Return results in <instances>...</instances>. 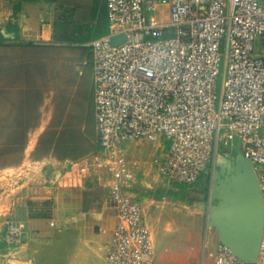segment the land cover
<instances>
[{"label":"built area","instance_id":"2783aa9c","mask_svg":"<svg viewBox=\"0 0 264 264\" xmlns=\"http://www.w3.org/2000/svg\"><path fill=\"white\" fill-rule=\"evenodd\" d=\"M106 21L89 44L95 148L66 168L105 182L115 222L104 264H154L131 144L157 143L154 174L187 185L222 148L241 152L264 204V0H106ZM25 232L9 218L2 240ZM208 255L245 263L220 242ZM253 264H264V229Z\"/></svg>","mask_w":264,"mask_h":264},{"label":"rangeland","instance_id":"374dc122","mask_svg":"<svg viewBox=\"0 0 264 264\" xmlns=\"http://www.w3.org/2000/svg\"><path fill=\"white\" fill-rule=\"evenodd\" d=\"M105 2L0 0V32L5 33L0 38V221L4 225L7 219L17 218L11 209L6 215L4 210L21 208L18 183L27 177L5 169L25 159L74 160L95 145L89 44L103 26ZM22 10L37 18L39 36L35 41H18L16 31L6 29ZM82 19L86 23L75 42L70 31L74 21ZM236 153L222 148L220 158L191 185L168 182L180 192L189 189L186 196L197 207L196 222L194 227L154 233V264H213L208 253L219 243V234L209 225V212L204 208L220 202L217 197L211 200V195L230 175ZM4 245L7 247L0 236V246Z\"/></svg>","mask_w":264,"mask_h":264},{"label":"crops","instance_id":"0c3cea01","mask_svg":"<svg viewBox=\"0 0 264 264\" xmlns=\"http://www.w3.org/2000/svg\"><path fill=\"white\" fill-rule=\"evenodd\" d=\"M103 15L105 20L106 7ZM14 22L18 41H35L39 36L37 18L25 10L17 13ZM1 34L5 36L4 31ZM157 151V143L150 142L128 148L130 157L140 161L144 169L139 199L152 242L153 234L162 233V229L194 227L197 215L195 203L190 204L186 196L189 189L180 192L179 187L170 186L154 174L151 158ZM67 161L25 159L5 169L27 176L18 183L17 203L21 208L4 210L6 215L11 209L26 232L20 243L0 246V264H104L115 222L105 182L94 175L82 176L76 168L67 169ZM214 207L209 203L204 209L211 214ZM3 229L0 221L1 238ZM210 236L212 244H217L215 236Z\"/></svg>","mask_w":264,"mask_h":264},{"label":"water","instance_id":"95a60500","mask_svg":"<svg viewBox=\"0 0 264 264\" xmlns=\"http://www.w3.org/2000/svg\"><path fill=\"white\" fill-rule=\"evenodd\" d=\"M122 39L123 36L113 42ZM213 197L220 202L209 214L208 223L217 229L219 242L244 264H253L264 229V204L249 158L241 152L235 154L230 175L215 189Z\"/></svg>","mask_w":264,"mask_h":264},{"label":"trees","instance_id":"16d2710c","mask_svg":"<svg viewBox=\"0 0 264 264\" xmlns=\"http://www.w3.org/2000/svg\"><path fill=\"white\" fill-rule=\"evenodd\" d=\"M103 20V26L100 28V29H98L99 31L96 33L98 36H100V35H102V34H104L105 32H106V30H107V27H106V25H105V21H106V19L104 20V17L102 18ZM84 23H86V21L85 20H83L82 19V21H74V23H73V29L70 31L71 32V40H73V41H75V42H77V39L80 37V29H81V26L84 24ZM7 31L9 32H15L16 31V29L15 28H13V25L12 24H7ZM0 38L2 39L3 38V36H2V34H1V32H0ZM33 44V43H32ZM95 148V145L92 147V149H94ZM91 149V150H92ZM199 179V178H198Z\"/></svg>","mask_w":264,"mask_h":264}]
</instances>
